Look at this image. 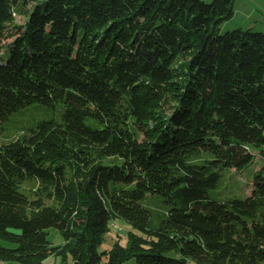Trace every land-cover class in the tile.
I'll list each match as a JSON object with an SVG mask.
<instances>
[{
  "label": "trees",
  "instance_id": "obj_1",
  "mask_svg": "<svg viewBox=\"0 0 264 264\" xmlns=\"http://www.w3.org/2000/svg\"><path fill=\"white\" fill-rule=\"evenodd\" d=\"M234 1L0 0V135L27 92L63 104L0 141L1 260L264 264V30L223 29ZM256 152L251 195L210 196ZM149 193L169 204L157 224ZM115 219L127 242L101 250ZM245 219L250 243L219 248Z\"/></svg>",
  "mask_w": 264,
  "mask_h": 264
},
{
  "label": "rangeland",
  "instance_id": "obj_2",
  "mask_svg": "<svg viewBox=\"0 0 264 264\" xmlns=\"http://www.w3.org/2000/svg\"><path fill=\"white\" fill-rule=\"evenodd\" d=\"M210 1V0H208ZM24 15L17 14L16 21L19 23L24 22ZM240 18L231 19L223 24V29L234 28L236 24H239ZM29 98L20 107L12 110L9 114V118L4 122V132L0 135V141H7L16 137L22 136L29 126L33 125L40 118L53 117L58 121H61L63 104L61 102H55L54 105L42 104L39 100H31L35 94L33 92H27ZM42 94V93H40ZM32 96V97H31ZM31 100V101H30ZM256 158L248 167L244 169L232 168L228 170L223 178L221 185L215 189L209 191L210 196L213 198L227 199L229 197H243L251 195L253 191V173L260 168L262 160L260 154L256 152ZM37 183L32 180L26 179L21 189L31 198H36L35 189ZM48 202V201H47ZM50 202V201H49ZM146 207L151 209L153 213V224H157L159 219L169 209V204L165 202L164 197L160 193H149L144 201ZM247 223L240 227L246 232L233 231L226 232L224 230L216 234L215 240L220 243L219 248L225 249V246L229 242L234 241L246 245L250 243L254 238L257 225L261 222H254L252 219H245ZM113 223L116 226L106 233L105 240L101 245V250L110 249L116 238L120 239L124 244L127 242V233L132 228L128 223L122 219H115ZM49 238L55 243L60 244L64 242V237L60 233L59 229L51 226L48 228ZM264 246V240L263 244ZM15 264V263H14ZM42 264H61V257L51 255L46 258ZM125 264H137L136 258H131L125 262ZM188 264H204L197 262L193 259L189 260Z\"/></svg>",
  "mask_w": 264,
  "mask_h": 264
},
{
  "label": "crops",
  "instance_id": "obj_3",
  "mask_svg": "<svg viewBox=\"0 0 264 264\" xmlns=\"http://www.w3.org/2000/svg\"><path fill=\"white\" fill-rule=\"evenodd\" d=\"M235 14L232 18H240L235 27H255L264 30V0H235Z\"/></svg>",
  "mask_w": 264,
  "mask_h": 264
},
{
  "label": "bare ground",
  "instance_id": "obj_4",
  "mask_svg": "<svg viewBox=\"0 0 264 264\" xmlns=\"http://www.w3.org/2000/svg\"><path fill=\"white\" fill-rule=\"evenodd\" d=\"M113 226H116V223H113ZM0 264H11V263L0 259Z\"/></svg>",
  "mask_w": 264,
  "mask_h": 264
}]
</instances>
